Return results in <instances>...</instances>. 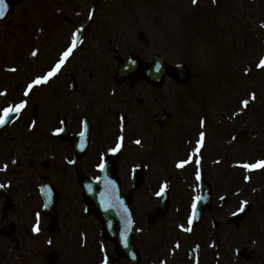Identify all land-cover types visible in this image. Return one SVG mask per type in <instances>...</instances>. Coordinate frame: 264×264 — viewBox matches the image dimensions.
Returning <instances> with one entry per match:
<instances>
[{"label":"rangeland","instance_id":"374dc122","mask_svg":"<svg viewBox=\"0 0 264 264\" xmlns=\"http://www.w3.org/2000/svg\"><path fill=\"white\" fill-rule=\"evenodd\" d=\"M124 1H120L123 7ZM190 1L192 0H148V3L144 0L147 5L153 3L156 13H150L151 8L147 9L148 14L142 17L144 22L140 26H144L143 31L150 39L149 55L160 52L169 64L186 63L194 67L189 84L177 90L171 86L165 87L164 96L171 94V102L166 101L164 96L162 98V102H168L169 106L178 104L187 123L186 114L193 111V107L196 109L200 102V113H205L206 124L214 123L215 120L223 121L227 139L228 134L230 135L226 127V120L230 119L229 113L244 112L236 126H231L236 127L234 133H237L245 123L250 133L242 139L253 137L252 145L248 147L239 140L226 148L223 142V148L217 156L223 160V179H220L223 180V194L228 197L223 204V264H257L255 261L264 258V245L259 247L254 243L255 234L251 223L235 227L228 223V217L244 200L252 203L254 208L264 209V193H259L257 198L251 190L246 189L239 197L234 194L237 189L246 185L241 182L236 189V183L232 181L237 171L230 168L229 164L244 158H254L257 154L258 157L264 156V69L256 67L261 58L260 50L264 40V0H217L215 6L209 0H200L195 6V16L190 11L193 8L188 7ZM202 6H207L204 16L201 13V9L204 11ZM116 15L124 19L121 13ZM245 69L250 71L245 74ZM172 91L176 94L173 95ZM253 92L256 94L255 100L251 99ZM243 100L250 101L247 108L241 107ZM206 106L210 112L215 113L208 112ZM222 112L226 113V119L220 118ZM197 117L198 114H194L193 118ZM219 134L223 136V133ZM220 135L218 139L222 138ZM215 145L216 143L207 142L206 147ZM256 177L252 176L255 183L259 182L258 178L264 180V171ZM172 183L178 187V192L186 195L188 190L185 183L176 182L175 179ZM155 184L157 186L158 180ZM252 213L251 219H255L257 211ZM261 234L259 232L256 235ZM244 246L248 253L255 250L254 254H250L248 263L234 256V251H240Z\"/></svg>","mask_w":264,"mask_h":264},{"label":"flooded vegetation","instance_id":"af4514ba","mask_svg":"<svg viewBox=\"0 0 264 264\" xmlns=\"http://www.w3.org/2000/svg\"><path fill=\"white\" fill-rule=\"evenodd\" d=\"M81 27H83V24L80 21H68V19L63 21L51 19L45 23V34L48 44L51 45L53 60L57 59L60 49L64 45V38L68 37L69 33L72 35ZM109 29V24L99 21L98 17L87 22L85 31L77 45L78 47L74 51V54L78 52L79 55L75 54V60L64 70L63 75L55 81H50L44 87L34 89L30 97L27 98L29 100L27 108L19 113L20 116L15 126H26L28 123L32 125L34 121L36 122V126L28 134L30 144L27 149L36 152V136H43L44 145L42 151L45 153V157L48 158L43 170L47 172H50L51 168H53L57 173L59 167L73 168L76 172L81 171L83 167H94L100 158V135L110 133L107 129L116 130L119 126L116 111L119 106L110 103L107 96L110 92L108 89L110 88L111 80L108 78L98 79V72L100 70L107 72L112 64L109 60L101 59L100 56L110 51H116L113 42L110 40L111 32ZM21 84V81L0 80V92L6 93V95H0V103L4 99L14 101L23 99L22 91L20 90ZM141 84L147 87L146 83ZM140 106L142 109L140 121L143 125H147L149 119L147 117L146 101L141 100ZM84 118L91 123L90 142L86 152L81 157L75 158L69 144L70 140L61 142L53 137L58 134L56 130L62 128L65 129L67 135H74L79 131L80 121ZM150 120L152 126L157 122L156 116L153 115H151ZM127 123L128 120L126 119L122 125L126 126ZM142 130H147V128H142ZM3 137L4 131H1L0 153L5 149L13 151L15 149L13 143L8 142L5 144ZM54 142H56V146H54ZM4 146H6L5 149ZM21 147L24 148L25 145ZM119 159L116 163H118ZM3 162V160H0V164ZM33 162L34 158L30 157L28 160L29 178L34 181L36 166L33 165ZM1 178H3V175H1ZM28 187L31 191H29L27 204L31 208L24 209V205H22L16 213V226L13 236H17L16 232H20L24 237L30 238L27 231L28 228H26V220L28 217L31 219L33 217L34 207L32 206L36 202L37 197L35 192L32 191V186L29 185ZM138 199L143 201L145 199L144 194H141ZM13 208L16 207L11 204L10 209ZM1 210V217L3 218L5 213L3 207ZM59 211L62 217L58 214L57 220L63 228L65 239L67 240L66 233H75L78 226L73 224L66 226L64 222L71 221L76 217L77 208L69 203V208H60ZM211 221L209 216L205 214L199 224V226H203L200 234L202 238L200 242L202 244L205 242L208 222ZM11 222L12 219H8L6 222H1L0 220L1 225ZM220 228L221 224H217V229L219 230ZM136 229L142 230H135L134 232V243L141 258L140 264H159V257L149 255V247L151 245L148 242L150 232L147 225L139 224ZM39 243V238L32 239V245L38 246ZM200 251L201 243H198V253ZM9 260H11L9 256H6L5 259L0 257V264H11Z\"/></svg>","mask_w":264,"mask_h":264},{"label":"snow or ice","instance_id":"6c2138e0","mask_svg":"<svg viewBox=\"0 0 264 264\" xmlns=\"http://www.w3.org/2000/svg\"><path fill=\"white\" fill-rule=\"evenodd\" d=\"M216 0H213V3H215ZM193 4H197L198 0H192ZM8 9V2L7 0H0V19H3L6 16V10ZM90 20L93 18V14L90 13L89 17ZM262 27H264V25H262ZM79 42V35L78 32L77 33H73L72 34V40L70 42V44L67 46V48L62 51L60 57L58 58V60L49 68V70L44 73L43 75H37L34 79H32L26 86L25 91H24V97L28 98L30 97V94L33 92V90L37 87L40 86H44L47 85L50 80L54 77H56L62 67L65 65V63L69 60V57H71L73 55L74 50L77 47V44ZM31 55L33 57H36L38 55V52L36 50H33ZM132 63H135V61H132ZM178 68L180 67L179 65L177 66ZM257 68H262L264 69V58H260L258 63L256 64ZM155 70L157 72H159L161 70V66L159 64L155 65ZM8 71L11 72H16L17 69L16 68H10L8 69ZM250 70L249 69H245V74H247ZM0 95H6V93H2L0 92ZM251 99L255 100L256 99V94L253 92L251 94ZM29 100L28 99H21L18 103L14 104V105H10L7 107H4L2 109V115H0V127H3L8 121L9 118L12 114H19L22 112V110L26 109L28 106ZM250 104L249 100H243L242 101V105L244 108H247ZM120 120L123 124V122L126 120V117L121 116ZM36 126V122L34 121L33 124L31 125V127H35ZM206 120L205 118H201L199 121V127H200V131L198 132V138L195 141V145L193 147L192 152H190L187 156V158L185 159H181L176 163V167L179 169H183L185 168L186 165L191 164V163H195L196 165V173H195V179L197 181H200L201 179V165H202V150L206 148V139H207V133L204 129H206ZM121 132L124 131L123 126L121 127ZM60 131H62V129H57L56 132L59 133ZM81 135H83V133H81ZM233 139L235 140L236 137H233ZM125 140V137L123 135L118 136L117 138V143L115 144L114 147L110 148L109 151L112 153H118L121 151L123 142ZM135 144L140 145L142 143V141L140 139H136L134 141ZM194 157H196L194 159ZM13 163H15V161H13ZM215 163H220L219 160L215 161ZM239 167H242L246 170H264V159H259L257 161H255L254 163H242L240 165H238ZM8 165L4 164L3 165V169L0 170H7ZM106 168V162L104 160V157L101 156L100 158V163L98 164V169L103 172ZM249 179V177L245 176V180L247 181ZM97 180H99V177H97ZM6 187V185L4 184H0V188ZM168 185L167 183H164L160 186L159 191L156 193L157 196H163V194L165 193V191L167 190ZM253 191H255V189H253ZM202 199V197L200 196H196L194 197V201L192 203V212L191 215L188 217L187 219V227H185L184 224H180L178 225V227L185 231V232H191L192 231V225H193V221L194 219L197 217V212H196V208H197V202L200 201ZM221 199H224L223 197H221ZM249 203V201L244 200L241 202L240 207L238 209V211H244V206L247 205ZM233 215H236V213H232ZM129 224H131V221H129ZM137 231H142L141 229H136ZM33 231L38 233L40 231V227L39 225H35L33 227ZM127 231V230H126ZM124 243H125V247H127V235H125L124 237ZM176 248H179L180 245L177 244L175 246ZM133 258H135V254H133ZM102 264H108V257L105 256ZM161 264H167L166 261H162Z\"/></svg>","mask_w":264,"mask_h":264}]
</instances>
